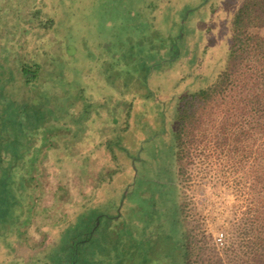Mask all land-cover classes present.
I'll return each instance as SVG.
<instances>
[{
  "label": "trees",
  "instance_id": "1",
  "mask_svg": "<svg viewBox=\"0 0 264 264\" xmlns=\"http://www.w3.org/2000/svg\"><path fill=\"white\" fill-rule=\"evenodd\" d=\"M85 3L0 0V178L13 185L16 225L36 231L32 242L52 244L81 211L102 205L121 219V205L136 201L147 238L164 242L172 230L175 246L154 257L140 253L145 240L135 243L132 264H264V0L188 1L186 34L174 35L182 43L147 52L158 62L146 78L121 43L77 63L74 26ZM55 96L63 107L11 148V123ZM154 138L165 146L146 161L143 142ZM214 154L234 165L250 161L253 178L252 203L221 251L197 231L196 198L183 188L189 162ZM45 172L68 178L52 190L49 209L38 202ZM8 247L0 253H18Z\"/></svg>",
  "mask_w": 264,
  "mask_h": 264
},
{
  "label": "rangeland",
  "instance_id": "2",
  "mask_svg": "<svg viewBox=\"0 0 264 264\" xmlns=\"http://www.w3.org/2000/svg\"><path fill=\"white\" fill-rule=\"evenodd\" d=\"M146 1L87 0V3L83 4L85 10L81 12L80 18L76 17L77 24L74 26V29L76 27L78 29V37H75V46L78 47L75 58L77 63L81 65L93 59L106 46L110 49L111 45L114 47L111 50H114L120 47L118 45L121 43L123 44L122 53L126 55L125 48L128 47V52L133 55L129 60L136 63L137 68L146 78L158 62L156 59L158 56L148 57L146 53L159 51V46L162 44L172 45L176 39L174 35L178 32L185 35L187 30L183 18L191 13L186 11L189 5L187 2L190 0H171L170 2L150 0V3L156 7L154 11L157 10L154 14L145 7ZM199 1L201 0H195V2ZM181 4H183L182 7ZM152 15H154L153 18ZM127 35L132 36L127 37ZM261 35L264 37V30L261 31ZM127 43L129 45L124 47ZM181 43L182 41L178 39L175 42L178 46ZM154 44L157 46L150 48ZM173 85L170 83L166 86L174 95L173 87L176 84ZM150 89L159 96L165 94L156 87L155 90ZM60 107H63L60 97H47L40 102V105L32 108L29 111L31 113H26L16 122H12L10 130L13 136L12 141L9 142L10 147L13 148L17 142L22 141L21 136L38 121L53 117ZM52 127L57 128V126ZM163 127L156 125L153 131L162 130ZM164 146L165 143L161 138L143 142L142 158L149 161L158 148L161 151ZM202 147L203 144H200L199 148ZM197 153L202 152L197 151ZM219 160L215 154L207 159L195 156L185 169L186 179L183 181L184 192L188 197L196 198V208L200 213L197 231L210 239V245L214 251H221L229 238L233 237L236 232V220L242 217L249 203H252L253 197L250 188L253 180L251 162L248 161L243 165H236L235 162L234 165L231 159L222 157ZM49 173H44V187L47 193L44 199L38 200L40 206H48V209L51 205L52 190L59 183V179L63 183H68L65 172L56 175ZM70 186L73 185L70 183ZM13 190V185L9 183L8 178L4 184L0 178V246L11 248L19 246L18 253H0V264H122L124 257L126 262L129 261V264H132L133 259L130 253H133L134 246L137 247L135 243L140 245L145 240L147 245H144L145 248L140 253H153L154 257L159 256L160 253H169V250L175 246L172 230L169 232L171 238L169 240L163 238L164 242L160 238L157 240L155 238L157 236L148 239V227L143 221V215L138 213L139 216L134 217L136 201H132L128 209L129 204L125 202L127 199L121 205L123 212L121 219L109 217L112 210L107 206L87 208L63 228L60 237L54 243L46 244L45 242L41 245V243L32 242L38 238L36 231L33 228L26 229L25 224H21L22 221L20 225H16ZM32 201L37 202L35 199ZM146 205L144 202L139 203V207H144L145 211L149 208ZM32 207H27V210L31 212ZM60 210H64L63 205ZM50 211L55 212V209L50 208ZM43 215V213L40 214V216ZM38 220L41 219H35L34 222ZM219 232L224 234L222 245L215 241V236ZM151 241L153 245L149 248L148 244ZM139 264H142V261Z\"/></svg>",
  "mask_w": 264,
  "mask_h": 264
},
{
  "label": "built area",
  "instance_id": "3",
  "mask_svg": "<svg viewBox=\"0 0 264 264\" xmlns=\"http://www.w3.org/2000/svg\"><path fill=\"white\" fill-rule=\"evenodd\" d=\"M215 241H216L217 244H220V245L223 244V242H224V234H223V232H219V233L216 234Z\"/></svg>",
  "mask_w": 264,
  "mask_h": 264
}]
</instances>
